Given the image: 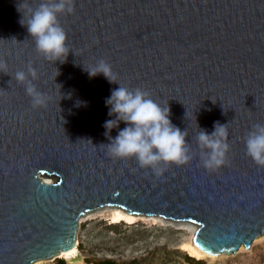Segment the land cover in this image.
Wrapping results in <instances>:
<instances>
[{
  "label": "water",
  "instance_id": "1",
  "mask_svg": "<svg viewBox=\"0 0 264 264\" xmlns=\"http://www.w3.org/2000/svg\"><path fill=\"white\" fill-rule=\"evenodd\" d=\"M40 3L0 0V264L61 259L76 246L80 218L105 206L193 223L194 244L211 256L250 249L264 234V167L244 142L264 124V0H75L59 17L71 49L64 63L38 53L21 24ZM100 59L120 85L168 104L187 130L189 164L158 176L109 155L126 125L104 127L119 84L89 76ZM29 65L46 106L34 108L15 79ZM216 122L227 124L229 162L210 171L196 136Z\"/></svg>",
  "mask_w": 264,
  "mask_h": 264
},
{
  "label": "clouds",
  "instance_id": "2",
  "mask_svg": "<svg viewBox=\"0 0 264 264\" xmlns=\"http://www.w3.org/2000/svg\"><path fill=\"white\" fill-rule=\"evenodd\" d=\"M74 5L75 0H41L36 8H29L27 23L22 13L21 24L27 27L36 51L48 61L64 63L71 52L59 17L72 14ZM22 6L19 5V11ZM86 71L90 77L103 74L110 83H117L111 65L103 59ZM0 73L7 74L4 62H0ZM37 78V71L31 65L26 72L21 70L15 73L16 81L24 86L34 108L46 106L48 100L33 83ZM105 104L109 107L108 115L115 118L107 120L104 127L111 131L118 128L120 122L126 125L107 144L108 153L113 158H134L141 168H150L158 176L171 165H187L192 161L191 144L186 139L187 130H181L172 123L168 104L163 106L157 103L141 88L130 89L120 84L111 91ZM226 126L216 122L210 134L199 129L196 140L202 165L207 170L215 171L229 162L227 154L230 144ZM244 142L246 154L255 164L264 167V124L253 125Z\"/></svg>",
  "mask_w": 264,
  "mask_h": 264
},
{
  "label": "rangeland",
  "instance_id": "3",
  "mask_svg": "<svg viewBox=\"0 0 264 264\" xmlns=\"http://www.w3.org/2000/svg\"><path fill=\"white\" fill-rule=\"evenodd\" d=\"M48 183L56 179L42 178ZM116 207H101L84 214L77 231L79 255L76 264H91L93 260H113L118 264H188L183 249L189 245L198 226L187 221H175L158 216H138L133 224L115 218ZM204 264H264V234L257 237L250 249L244 246L231 256ZM67 264H72L66 260ZM34 264H56L55 259Z\"/></svg>",
  "mask_w": 264,
  "mask_h": 264
},
{
  "label": "bare ground",
  "instance_id": "4",
  "mask_svg": "<svg viewBox=\"0 0 264 264\" xmlns=\"http://www.w3.org/2000/svg\"><path fill=\"white\" fill-rule=\"evenodd\" d=\"M44 182L48 183L47 181H44ZM109 207H111V206H109ZM116 208L117 209H116L114 214H115V218L118 219V221H120V222L123 221V222H126L127 224H133L135 222V220H136L135 217L137 214H130L129 212H127L126 210H124L122 208H119V207H116ZM138 216H142V215H138ZM242 246H244V245H242ZM183 249L190 253V255H191L190 257L195 258L197 260H205V259L215 260L218 257L226 256L223 254L220 256H211V255L205 253L204 251L200 250L194 244V238H193L192 242L189 245H185L183 247ZM78 255H79V249H78V241H77L76 246L73 249H71L70 251H68L66 253H62V254L58 255L57 258L65 259V260H68L72 264H76L79 261H81V259H79V260L77 259Z\"/></svg>",
  "mask_w": 264,
  "mask_h": 264
},
{
  "label": "trees",
  "instance_id": "5",
  "mask_svg": "<svg viewBox=\"0 0 264 264\" xmlns=\"http://www.w3.org/2000/svg\"><path fill=\"white\" fill-rule=\"evenodd\" d=\"M186 261L188 264H204V261L197 260L192 257L186 256ZM56 264H67L65 259H56L55 260ZM91 264H118L117 262L113 260H93L89 262Z\"/></svg>",
  "mask_w": 264,
  "mask_h": 264
}]
</instances>
